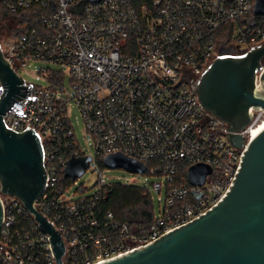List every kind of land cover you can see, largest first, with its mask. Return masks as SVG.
<instances>
[{
    "label": "built area",
    "instance_id": "1",
    "mask_svg": "<svg viewBox=\"0 0 264 264\" xmlns=\"http://www.w3.org/2000/svg\"><path fill=\"white\" fill-rule=\"evenodd\" d=\"M256 2L0 0V46L23 79L2 120L13 132L34 130L40 137L46 173L35 207L62 236V264H101L143 248L206 214L230 192L245 146L230 142L229 125L205 109L195 85L221 49L241 56L264 44ZM230 28L233 46L222 40ZM32 63L43 64L37 79L47 86L24 80L20 71ZM256 85L261 90L259 79ZM8 91L0 83V109ZM70 101L93 140V155L79 145ZM250 112L251 123L237 132L246 144L264 123V109ZM116 153L144 164L139 175L152 180L142 188L152 201V193L159 194L158 214L148 226L117 224L111 211L99 215V191L108 184L104 158ZM85 156L92 157L88 169L96 164L100 189L74 200L67 192L78 178H66L64 169L72 157ZM196 165L211 169L202 185L189 179ZM1 201L0 264H58L50 236L22 202L4 195Z\"/></svg>",
    "mask_w": 264,
    "mask_h": 264
},
{
    "label": "water",
    "instance_id": "2",
    "mask_svg": "<svg viewBox=\"0 0 264 264\" xmlns=\"http://www.w3.org/2000/svg\"><path fill=\"white\" fill-rule=\"evenodd\" d=\"M94 2L99 0H93ZM255 14L264 15V0H257ZM202 75L195 92L212 115L229 125V140L245 146L241 168L227 196L198 219L162 236L143 248L101 264H264V129L246 144L237 132L252 121L251 108L264 109V44L241 56L220 50ZM262 83L257 88L256 81ZM0 83L9 87L0 109V231L3 223L1 195L20 200L49 235L57 263L62 264L65 246L61 234L35 207L45 186L44 150L34 130L13 132L2 114L23 83L0 46ZM246 144V145H245ZM91 156L72 157L64 176L73 180L88 169ZM109 169L143 174L146 166L121 153L107 155ZM211 169L196 165L189 171L193 185H202Z\"/></svg>",
    "mask_w": 264,
    "mask_h": 264
},
{
    "label": "rangeland",
    "instance_id": "3",
    "mask_svg": "<svg viewBox=\"0 0 264 264\" xmlns=\"http://www.w3.org/2000/svg\"><path fill=\"white\" fill-rule=\"evenodd\" d=\"M42 63H32L31 65L25 67L24 70H21L20 73L23 76L24 80L27 82H34L40 84L41 86H47V81L37 79V71L42 67ZM57 69L66 72V68L61 66ZM70 79L66 75L64 79V88L69 90ZM68 92V91H66ZM69 93V92H68ZM65 93L62 94V97H65ZM69 114L71 116V122L75 130L76 137L78 139L79 145L82 150L87 154H94L95 147L93 140L90 135L86 133L84 119L81 116L80 110L77 107L74 101H70L68 104ZM96 164L91 163L90 168L85 172V174L77 179V183L74 184L67 192V197L74 200L84 198L87 196H92L100 189V186L97 184L99 180L98 173L94 171ZM103 175L107 180V183H122L127 185H136L139 187H147L151 182V177L148 175H139L128 172L125 169H103ZM84 190V191H83ZM153 203H154V212L158 214L159 203L157 192L152 193Z\"/></svg>",
    "mask_w": 264,
    "mask_h": 264
},
{
    "label": "trees",
    "instance_id": "4",
    "mask_svg": "<svg viewBox=\"0 0 264 264\" xmlns=\"http://www.w3.org/2000/svg\"><path fill=\"white\" fill-rule=\"evenodd\" d=\"M154 0H134L136 5H150ZM233 30L230 28L228 35L222 40L233 46ZM62 182L69 183L70 179L62 176ZM99 215L111 211L117 224L128 223L134 227L148 226L153 218L154 203L145 194L142 187L122 183H108L99 191Z\"/></svg>",
    "mask_w": 264,
    "mask_h": 264
},
{
    "label": "bare ground",
    "instance_id": "5",
    "mask_svg": "<svg viewBox=\"0 0 264 264\" xmlns=\"http://www.w3.org/2000/svg\"><path fill=\"white\" fill-rule=\"evenodd\" d=\"M262 129H264V123L259 125L258 129L255 132V135L259 133Z\"/></svg>",
    "mask_w": 264,
    "mask_h": 264
}]
</instances>
